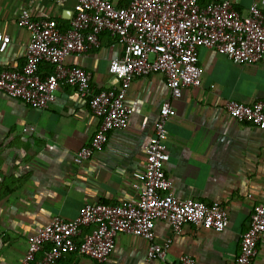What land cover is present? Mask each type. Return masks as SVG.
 Wrapping results in <instances>:
<instances>
[{
  "label": "crops",
  "instance_id": "obj_1",
  "mask_svg": "<svg viewBox=\"0 0 264 264\" xmlns=\"http://www.w3.org/2000/svg\"><path fill=\"white\" fill-rule=\"evenodd\" d=\"M115 7L131 0H110ZM200 5L225 0H197ZM246 15L256 3L264 13V0H226ZM74 1L51 4L45 0H0V34L10 43L0 53V67L21 71L28 33L18 18L28 11L35 19H56L69 27ZM99 47L65 60L68 66L91 73L92 94L117 88L108 71L114 57L123 54L117 39L103 32ZM201 85L182 90L173 99L163 74L135 78L126 94L132 114L128 128L109 135L100 152L82 161L78 154L89 145L99 121L87 102L70 87H61L46 109L35 110L0 92V264H23L27 239L52 218L72 220L86 204L114 205L134 198L133 174L142 172V143L153 134V122L163 102L172 115L166 123L168 161L164 171L178 199L205 204L219 202L228 213L221 233L192 225L175 234L165 221L155 225V241H170L164 261L147 262L146 242L119 234L103 264H177L188 255L195 264H233L240 235L246 230L254 206L264 203V131L239 125L226 113L230 101H264V57L255 64L237 65L213 50L199 49ZM41 72H49L47 66ZM146 122L144 129L141 124ZM24 130H26L24 132ZM91 227L83 228L88 233ZM39 258V256H38ZM58 264H98L71 253ZM253 264H264V235L257 244Z\"/></svg>",
  "mask_w": 264,
  "mask_h": 264
},
{
  "label": "built area",
  "instance_id": "obj_2",
  "mask_svg": "<svg viewBox=\"0 0 264 264\" xmlns=\"http://www.w3.org/2000/svg\"><path fill=\"white\" fill-rule=\"evenodd\" d=\"M45 1L55 4L63 0ZM73 1L74 13L66 30L60 29L56 19H35L28 11L22 12L18 26L29 36L25 63L21 71L0 67V92L31 109L43 110L55 101L59 88H73L99 121L89 145L78 154L82 161L100 152L110 134L128 128L132 110L126 94L135 78L163 74L171 98L178 99L183 89L201 85L199 49L213 50L237 65L255 64L264 57V13L256 3L241 15L226 0L204 5L197 0H131L123 7H115L110 0ZM103 32L123 47V54L114 57L108 67L119 85L92 94L91 73L68 66L65 60L99 47ZM9 43L10 37L0 34V53ZM43 66L49 68L46 74L41 72ZM225 110L237 124L264 131V101L249 105L230 101ZM171 115L169 101L163 102L153 122V134L142 143L145 166L133 174L134 198L114 205L86 204L72 220L52 218L27 239L23 264H58L71 253L103 264L119 234L144 240L147 262L164 261L170 241H155L157 222H167L175 234L185 225L214 233L225 230L229 217L222 204L178 199L173 194L164 171L168 161L166 123ZM145 126L143 122L140 128ZM263 235L264 203H259L240 235L233 264H253ZM177 264H195V260L185 255Z\"/></svg>",
  "mask_w": 264,
  "mask_h": 264
},
{
  "label": "trees",
  "instance_id": "obj_3",
  "mask_svg": "<svg viewBox=\"0 0 264 264\" xmlns=\"http://www.w3.org/2000/svg\"><path fill=\"white\" fill-rule=\"evenodd\" d=\"M58 24H59V23H58ZM63 29H64V30H66V28H65V27H64Z\"/></svg>",
  "mask_w": 264,
  "mask_h": 264
}]
</instances>
